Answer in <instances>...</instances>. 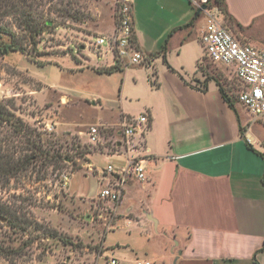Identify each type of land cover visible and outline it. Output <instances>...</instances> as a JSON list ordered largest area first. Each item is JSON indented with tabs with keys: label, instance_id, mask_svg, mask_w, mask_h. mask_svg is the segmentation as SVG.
<instances>
[{
	"label": "crops",
	"instance_id": "1",
	"mask_svg": "<svg viewBox=\"0 0 264 264\" xmlns=\"http://www.w3.org/2000/svg\"><path fill=\"white\" fill-rule=\"evenodd\" d=\"M224 1L231 17L228 28L264 48V0ZM194 13L190 0L132 1L133 42L149 57L143 67L147 84L123 87L116 119L89 126L120 127L124 117L147 111L144 145L150 159L143 180H124L102 241L125 218L127 225L145 227L147 241L156 242L151 259H144L150 264H264V119L252 120L236 102L231 108L214 81L204 84L196 67L203 57L200 36L206 16L192 21ZM114 18L109 14L106 26L93 33L111 35ZM94 52L110 59L97 63L79 55L81 69L121 71L110 48ZM115 65L118 69L104 72ZM132 98L138 104L135 112L129 111ZM106 149L88 153L91 167L99 155L121 170L127 158L123 149ZM103 169L100 181L106 187L111 177ZM122 241H132L129 228ZM124 246H104L103 254ZM111 259L119 264L115 256Z\"/></svg>",
	"mask_w": 264,
	"mask_h": 264
},
{
	"label": "rangeland",
	"instance_id": "2",
	"mask_svg": "<svg viewBox=\"0 0 264 264\" xmlns=\"http://www.w3.org/2000/svg\"><path fill=\"white\" fill-rule=\"evenodd\" d=\"M26 2L25 7L32 4L33 11L48 21L36 35L35 45L19 14L0 16V26L14 30V43L21 47L3 53V46L13 38L0 30V103L24 124L16 133L19 123H3L0 137L8 140L0 153L31 156L16 174L0 178V264H109L112 255L119 264L151 259L156 242L147 241L145 227L127 225L125 218L102 241L115 203L99 196L105 188L100 176L107 161L94 155L91 167L88 153L106 148L114 153V141L122 140L115 130L120 127L103 129V139L96 145L84 135L90 124L116 119L123 87L147 84L143 62L129 69L121 66V71L110 74L81 69L76 63L79 55L97 63L110 59L95 53L90 43L98 36L93 31L106 26L103 21L109 14L115 16V0ZM207 13L216 15L224 26L231 25L214 5L202 8L200 14ZM198 62L235 101L237 85L232 74L207 59ZM63 94L68 100L60 99ZM137 107L132 98L129 111ZM33 143L40 148L35 150ZM62 174L68 177L65 181ZM128 228L132 241H122ZM116 243L125 246L103 254L104 246L115 248Z\"/></svg>",
	"mask_w": 264,
	"mask_h": 264
},
{
	"label": "built area",
	"instance_id": "3",
	"mask_svg": "<svg viewBox=\"0 0 264 264\" xmlns=\"http://www.w3.org/2000/svg\"><path fill=\"white\" fill-rule=\"evenodd\" d=\"M132 1L115 0V27L111 35H99L90 43L95 50L101 45L110 48L118 66L129 67L148 63L149 57L135 47L132 28ZM206 0H190L195 9L202 10ZM206 8V7H205ZM203 58L231 73L237 85L235 102L240 104L253 120L264 119V48L257 47L238 38L222 20L212 13L206 14V23L200 36ZM150 126V115L143 111L135 116L124 117L120 125L122 140L114 141L115 152L122 148L127 155L125 166L117 171L108 164L103 173L110 175L107 186L99 196L112 203L118 202L123 193V182L127 177L136 180L145 178V169L150 159L144 145V135ZM102 127L91 125L86 132L88 142L98 144L102 140ZM135 152V153H133ZM61 175L62 181L67 179ZM264 181V177H263ZM110 264H115L111 259ZM134 264H150L146 260H136Z\"/></svg>",
	"mask_w": 264,
	"mask_h": 264
},
{
	"label": "trees",
	"instance_id": "4",
	"mask_svg": "<svg viewBox=\"0 0 264 264\" xmlns=\"http://www.w3.org/2000/svg\"><path fill=\"white\" fill-rule=\"evenodd\" d=\"M27 4L28 3L26 2V0H21L19 3L16 2L15 0H0V16H8L9 12H13V14H19L21 16V23L30 32L28 36L29 40L32 42V44L35 45L36 35H39L42 33L44 28L48 25L47 24L48 21L43 19V15L41 13L39 14L33 11L32 4H30L29 7H25V5ZM213 5L219 8L222 11L223 15L227 17L229 21H231L230 19L231 17L227 13L224 0H206V2L204 3V6L206 8H209L210 6H213ZM200 13H201L200 9H195V13H194V17L192 21L197 16H199ZM192 21L190 23H192ZM0 30L8 33L10 37L13 38L11 40V43L5 44L3 46V49H2L3 53H6L8 50L14 51V50H19L21 48L17 46V43H14V37H15L14 30H7L2 26H0ZM164 60H165V63L168 65L165 58ZM201 60H204V58L202 57ZM168 66L170 69H172L170 65ZM196 68L198 71H200L204 75V84H206L208 81H214L221 95L223 96L224 100L229 104L231 108L235 109L234 108L235 101L233 100L232 97L230 98L225 93L224 89L222 88L221 83L215 77L208 75L206 70L203 67H201V64H199V62L197 63ZM115 69H118L116 65L104 69V72L110 73L111 71ZM4 122H11V123H16V124L19 123L21 128L15 127L16 133H20L24 125L21 119L15 117L14 113L9 109V107L6 104L0 103V127L3 125ZM7 140L8 139L4 140L0 137V152L3 148L2 145L5 144ZM31 146L34 147L35 150H38L40 148V146L39 147L36 146L35 143H33ZM30 157L24 155V158H16L13 155H9L6 153H2V154L0 153V178H4V177L7 178V177H10L16 174L20 170V168L23 167V165H25V162L31 159ZM262 248H264V246Z\"/></svg>",
	"mask_w": 264,
	"mask_h": 264
},
{
	"label": "water",
	"instance_id": "5",
	"mask_svg": "<svg viewBox=\"0 0 264 264\" xmlns=\"http://www.w3.org/2000/svg\"><path fill=\"white\" fill-rule=\"evenodd\" d=\"M203 8H205V6H203ZM1 220H3V218H0Z\"/></svg>",
	"mask_w": 264,
	"mask_h": 264
}]
</instances>
